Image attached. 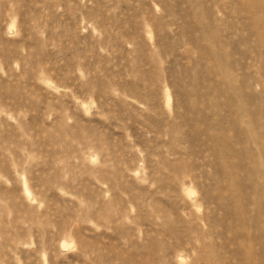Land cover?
Here are the masks:
<instances>
[{
	"label": "rangeland",
	"instance_id": "1",
	"mask_svg": "<svg viewBox=\"0 0 264 264\" xmlns=\"http://www.w3.org/2000/svg\"><path fill=\"white\" fill-rule=\"evenodd\" d=\"M0 264H264V0H0Z\"/></svg>",
	"mask_w": 264,
	"mask_h": 264
}]
</instances>
